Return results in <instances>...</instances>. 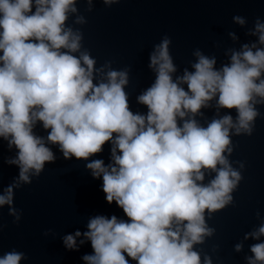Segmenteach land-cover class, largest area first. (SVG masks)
I'll list each match as a JSON object with an SVG mask.
<instances>
[{
    "label": "clouds",
    "instance_id": "1",
    "mask_svg": "<svg viewBox=\"0 0 264 264\" xmlns=\"http://www.w3.org/2000/svg\"><path fill=\"white\" fill-rule=\"evenodd\" d=\"M76 11L75 0H0V138L17 149L5 163L19 169L0 194V206L16 215L13 189L39 177L45 162L56 159L48 145H58L63 158L86 161L90 175L101 180L105 202H115L126 217H89L86 231L62 237L65 249L77 250L82 235L79 244L87 240L92 249L81 257L85 264H201L193 246L214 232L205 213L210 217L231 203L240 180L225 155L232 152L230 129L250 133L258 115L254 105L264 103V22L257 18V41L233 50L229 63L217 68L214 56L196 49L193 70L185 68L175 79L171 39L162 38L149 54L155 79L136 96L147 108L142 114L129 108L128 69L103 72L107 64L94 68L95 58L80 51L81 32L65 23ZM233 20L245 23L238 15ZM96 76L101 78L94 83ZM213 99L217 109H235V121L226 113L199 123L195 117ZM37 122L46 136L34 132ZM106 142L109 163L89 159ZM209 170L215 175L203 183ZM249 235L264 236V223L245 239ZM250 251L248 264H264V241ZM26 258L12 250L0 264ZM203 264H212L207 255Z\"/></svg>",
    "mask_w": 264,
    "mask_h": 264
},
{
    "label": "water",
    "instance_id": "2",
    "mask_svg": "<svg viewBox=\"0 0 264 264\" xmlns=\"http://www.w3.org/2000/svg\"><path fill=\"white\" fill-rule=\"evenodd\" d=\"M75 6L77 11L69 13L65 23L81 32L80 51L87 50L95 58L94 68L107 64L103 72L108 68L128 69L129 83L124 90L129 108L142 114L147 108L136 101V96L155 79V73L148 68L149 54L162 38L171 39L169 51L176 66L175 79L185 68L193 70L196 49L214 56L217 68L229 63L233 50L257 41V35L252 34L257 18L264 22V0H113L109 4L91 0L90 8L88 0H75ZM237 15L245 19L244 25L233 20ZM77 16H83L85 22L76 23ZM100 78L96 76L94 83ZM254 107L258 115L251 122L250 133L234 134L230 129L232 152L225 155L230 166L240 173V180L231 193V203L210 217L205 213L206 223L214 232L193 246L200 254L201 264L205 255L212 264H248L246 257L253 255L250 246L264 241V236L254 239L249 235L245 239L246 233L264 223V103ZM200 112L202 115L195 119L204 126L226 113L234 121L237 116L235 109H217L215 99ZM33 130L47 135L40 122ZM48 146L55 161L45 162L39 177L30 176V183L13 189L11 207L19 219L9 213V205L0 206V256L16 250L27 257L20 264H85L81 257L92 252L90 242L79 244L81 235L76 238L78 249L67 250L62 237L76 230L83 233L89 217L97 214L126 217L115 202H105L99 187L101 180L90 175L84 159H65L58 145ZM109 148L106 142L103 151L89 159L101 158L109 163ZM16 151L0 138V194L18 176V166L5 163L6 158L15 157ZM214 175L210 170L206 172L203 183ZM238 243L239 251L235 249Z\"/></svg>",
    "mask_w": 264,
    "mask_h": 264
}]
</instances>
